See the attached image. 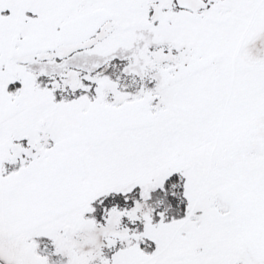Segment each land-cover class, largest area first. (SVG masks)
Masks as SVG:
<instances>
[{"label":"snow or ice","instance_id":"6c2138e0","mask_svg":"<svg viewBox=\"0 0 264 264\" xmlns=\"http://www.w3.org/2000/svg\"><path fill=\"white\" fill-rule=\"evenodd\" d=\"M0 264H264V0H0Z\"/></svg>","mask_w":264,"mask_h":264}]
</instances>
